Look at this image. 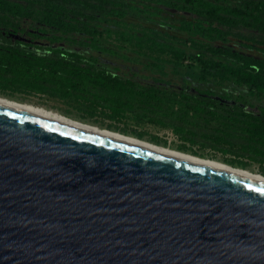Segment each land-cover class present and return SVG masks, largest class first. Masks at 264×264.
<instances>
[{
	"label": "water",
	"instance_id": "water-1",
	"mask_svg": "<svg viewBox=\"0 0 264 264\" xmlns=\"http://www.w3.org/2000/svg\"><path fill=\"white\" fill-rule=\"evenodd\" d=\"M0 264H264V186L0 108Z\"/></svg>",
	"mask_w": 264,
	"mask_h": 264
},
{
	"label": "rangeland",
	"instance_id": "rangeland-1",
	"mask_svg": "<svg viewBox=\"0 0 264 264\" xmlns=\"http://www.w3.org/2000/svg\"><path fill=\"white\" fill-rule=\"evenodd\" d=\"M112 1L98 0L96 11L93 10L96 3L88 5L90 11L98 14L94 24L97 31L93 34L67 32L9 17L16 29L5 37H9L11 43L19 42L29 50L57 48L74 51L139 86L148 83L161 86V106L172 110L180 107L174 95L184 86L216 96L228 94L229 79L226 74L233 66L216 56H207L204 50L208 45L264 59V31L260 27H249L246 20L225 24L202 13L201 1L219 7L225 0H119L120 4ZM240 1L237 0L234 5ZM172 3L176 5L170 6ZM246 94L243 97L249 99L248 106L255 110L260 105L264 106V92ZM0 97L43 107L98 128L136 138L139 136V139L150 143L198 157L222 163L226 159L246 161L243 157H236L226 147L220 150L210 144L211 138L202 137L194 142L183 140L182 134L189 127H183L178 134L171 126H161L141 113L140 117L124 113L118 118L109 119L106 111L90 112L83 103L72 98L3 88L1 85ZM187 124L208 129L201 118L188 119ZM230 166L258 174L263 171L261 175L264 176V166L256 161H248L244 167Z\"/></svg>",
	"mask_w": 264,
	"mask_h": 264
},
{
	"label": "trees",
	"instance_id": "trees-1",
	"mask_svg": "<svg viewBox=\"0 0 264 264\" xmlns=\"http://www.w3.org/2000/svg\"><path fill=\"white\" fill-rule=\"evenodd\" d=\"M97 1L0 0V15L3 16L0 18L1 87L72 98L83 103L90 112L106 111L109 119L124 113L140 117L141 113L161 126H171L178 134L183 127H189L182 134L183 140L194 142L202 137L211 138L210 144L218 149L226 147L236 157L246 159H226V164L244 167L248 161H256L264 166V106L255 110L248 106L249 99L243 97L245 93L264 92V59L208 45L204 50L207 56H216L233 66L226 74L228 94L216 96L184 86L174 95L180 107L172 110L161 106V86L152 83L139 86L74 51L57 48L29 50L5 37L16 29L9 17L67 32L93 34L97 31L94 25L98 16L95 12L98 10ZM236 1L225 0L219 7L201 1V10L219 22L235 24L246 20L249 27L258 26L264 31V0H241L234 5ZM94 3L97 5L93 8L95 11H90L88 5ZM158 106L161 108L157 109ZM195 118L203 119L208 129L188 126V119Z\"/></svg>",
	"mask_w": 264,
	"mask_h": 264
},
{
	"label": "bare ground",
	"instance_id": "bare-ground-1",
	"mask_svg": "<svg viewBox=\"0 0 264 264\" xmlns=\"http://www.w3.org/2000/svg\"><path fill=\"white\" fill-rule=\"evenodd\" d=\"M0 108L25 114L52 123L54 125L69 128L78 132L103 138L122 145L158 154L182 163L198 166L204 169L212 170L221 174H225L264 186V176L261 174L250 172L246 169L230 166L228 164L213 159L202 158L182 151L159 146L130 135H124L112 130L98 128L94 125H90L84 122L68 118L66 116H63L62 114H59L58 112L48 110L43 107L0 97Z\"/></svg>",
	"mask_w": 264,
	"mask_h": 264
}]
</instances>
